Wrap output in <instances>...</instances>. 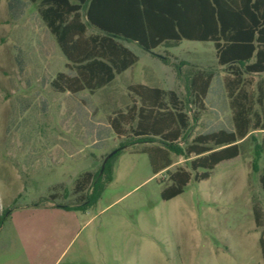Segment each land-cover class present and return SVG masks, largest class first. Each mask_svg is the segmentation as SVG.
Here are the masks:
<instances>
[{"label": "rangeland", "instance_id": "1", "mask_svg": "<svg viewBox=\"0 0 264 264\" xmlns=\"http://www.w3.org/2000/svg\"><path fill=\"white\" fill-rule=\"evenodd\" d=\"M22 1L17 14L0 0V219L11 211L0 229V264H264V224L258 227L254 212L259 208L264 222V158L259 172L253 169L261 131L201 182L194 180L204 172L192 170L194 156L172 154L169 172H188L192 180L170 201L162 199L167 173L154 175L149 155L129 146L112 160L113 181L94 206L64 215L48 207L75 204L80 176L97 174L107 155L133 142L128 126L125 137L109 129L110 118L132 106L131 85L174 90L185 103L194 74L214 75L197 121V108L186 105L185 142L230 126L232 111L212 43L182 41L147 52L122 41L139 62L114 82L94 93L55 92L50 83L74 70L41 19L39 2ZM82 20L87 24L85 12ZM96 34L88 25L87 36Z\"/></svg>", "mask_w": 264, "mask_h": 264}, {"label": "trees", "instance_id": "2", "mask_svg": "<svg viewBox=\"0 0 264 264\" xmlns=\"http://www.w3.org/2000/svg\"><path fill=\"white\" fill-rule=\"evenodd\" d=\"M30 1L39 2L41 19L56 38L68 67L74 70L73 74H58L50 83L61 94L94 93L136 65L139 57L122 41L136 43L147 52L176 47L182 41L213 44L217 66L225 73L223 86L232 111L230 126L212 128L185 142L190 132L186 105L197 108L194 116L197 121L198 113L205 108L214 79L212 73L191 77L185 103L174 90L132 85L128 88L132 106L109 120V129L116 136L125 137L126 126L131 132L133 142L120 148L136 146V152L149 155L154 175L167 173L169 184L164 183V201L183 194L192 180L188 172H169L172 154L186 159L194 156L190 163L192 170H204L194 180L201 182L210 178L217 165L241 155L242 143L253 133L264 132V0ZM23 7L22 0H9L12 13L19 14ZM82 12L87 24L82 20ZM88 25L98 34L87 36ZM256 76L261 79L251 80ZM123 151L108 161L102 175L100 169L97 174L87 172L80 176L73 192L79 195L75 204L57 206L76 211L94 206L105 185L113 181L112 160ZM254 156L253 169L259 172L264 141L255 145ZM260 184L264 192V166ZM50 198L57 200L55 195ZM254 212L258 227H262V211L255 207ZM10 213L6 211L0 219V229ZM261 246L264 253V238Z\"/></svg>", "mask_w": 264, "mask_h": 264}, {"label": "crops", "instance_id": "3", "mask_svg": "<svg viewBox=\"0 0 264 264\" xmlns=\"http://www.w3.org/2000/svg\"><path fill=\"white\" fill-rule=\"evenodd\" d=\"M135 66V65H134ZM132 68V67H131ZM129 70V69H128ZM127 70V71H128ZM126 71V72H127ZM125 73V72H124ZM122 75V74H121ZM118 77V76H117ZM116 77V78H117ZM115 81V80H114ZM113 81V82H114ZM133 85H145V86H148V87H152V86H149V85H147V84H145V83H142V84H133ZM132 86V85H131ZM152 88H160V87H152ZM161 89H163V88H161ZM166 90V89H165ZM49 208H52L53 209V211H58L57 213H59V214H74V212H79V211H76V210H67V209H63V208H60V207H55V206H53V205H50V206H48ZM57 208V209H56Z\"/></svg>", "mask_w": 264, "mask_h": 264}, {"label": "water", "instance_id": "4", "mask_svg": "<svg viewBox=\"0 0 264 264\" xmlns=\"http://www.w3.org/2000/svg\"><path fill=\"white\" fill-rule=\"evenodd\" d=\"M126 147L123 148H118L116 150H114L113 152H111L109 155H107V157L104 159L103 164L101 166V171H100V175L103 174L105 168H106V164L108 163V161L114 156L116 155L120 150H124Z\"/></svg>", "mask_w": 264, "mask_h": 264}]
</instances>
